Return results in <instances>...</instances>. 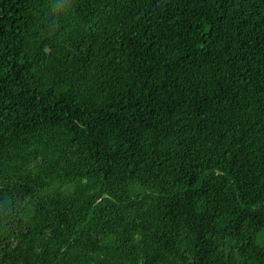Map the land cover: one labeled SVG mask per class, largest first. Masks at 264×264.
<instances>
[{
    "label": "trees",
    "instance_id": "16d2710c",
    "mask_svg": "<svg viewBox=\"0 0 264 264\" xmlns=\"http://www.w3.org/2000/svg\"><path fill=\"white\" fill-rule=\"evenodd\" d=\"M0 264H264V0H0Z\"/></svg>",
    "mask_w": 264,
    "mask_h": 264
}]
</instances>
